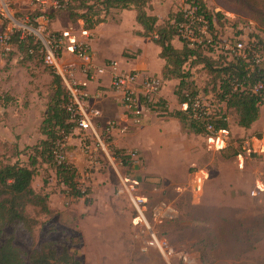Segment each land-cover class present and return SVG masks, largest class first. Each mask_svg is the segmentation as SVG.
Segmentation results:
<instances>
[{"label":"rangeland","instance_id":"obj_1","mask_svg":"<svg viewBox=\"0 0 264 264\" xmlns=\"http://www.w3.org/2000/svg\"><path fill=\"white\" fill-rule=\"evenodd\" d=\"M15 1L23 13H28L32 6L31 0ZM63 1L67 4L51 23V30L71 29L81 38V25L73 23L66 11L69 5L75 7L80 1ZM84 1L93 3V0ZM187 1L156 0L157 10L154 9V13L162 17L169 12L183 11ZM204 1L217 21V27L213 34L211 32L213 44L210 45L202 36V43L192 46L200 45L204 53L216 61L215 65L221 66L234 58L239 59L235 47L236 42L241 40L247 55L245 62L252 67L258 66L264 72V45L257 39V36L264 39L262 4H250L245 0ZM99 8L100 13L91 15L93 20H122L118 22L121 29L112 24L108 26L117 31L111 33V54L118 55L113 60H119L120 66H127L123 60L135 58L141 53V48L148 59L153 60L156 51L161 59V47L151 38L146 37L138 42L132 36L136 27L140 26L136 21L135 9L123 13L117 11L116 15L112 13L107 19L105 10ZM78 11H83V8ZM227 11L232 15H224ZM182 42L185 40L179 37L173 41L176 47H182ZM190 65L189 61L185 66L193 73L192 79L200 89V101L210 113L217 115L225 112L228 116L231 146L225 151H211L206 145V135L189 131L172 117V111L182 108L174 94L179 81L172 79L170 83L163 82L168 87L169 100L151 105L137 124L130 121L132 115L124 119L127 113L122 110L119 121L125 125V132L117 131L109 139L104 138L105 148L110 153L114 151V140L118 138L128 145L127 151H136L134 166L118 165L117 159L108 157L90 131L78 129L83 134L79 137L83 138L81 149L86 160L80 170L77 168L78 178L82 191L90 189L85 196L91 200L89 204L85 202V197L76 199L67 196V188L58 184L54 170L47 164L39 166L33 186L38 191L55 193L51 197L52 210L39 215L40 224L32 235L21 229L14 231L17 244L30 252L36 245L50 240L56 243L58 250L64 246L77 250L82 264H100L104 262V255L110 253L107 248L104 249L107 253H103L97 241V237L104 234L115 240V246H125L120 256L113 258L109 254L106 260L110 264H143L152 258L151 255L160 258L162 264H264V193L252 195L257 181L264 183V155L251 154L243 168L239 167L235 156V151L241 150L246 137L264 133V108L260 113V122L256 121L248 129L240 127L235 111L228 109L226 103L219 101L215 95V88L220 85L219 79L214 82L203 64ZM53 75L54 72L41 57L30 58L20 52L17 45L9 51L0 47V161L15 162L18 158L20 162H27V148L42 137L39 126L52 96ZM259 93L264 94V91ZM93 105L101 111L98 105ZM20 150L24 152L16 154ZM198 169L208 171L199 198L194 197L191 190ZM124 175L134 176L140 181V190L148 196L151 209L160 205H164V209H174L173 219L167 220L161 227L174 251L168 259L158 250L146 248L147 234L132 224L131 202L126 195L119 194L121 176ZM178 186L186 190L179 193L176 190ZM211 200L224 205L223 210L210 217L202 212L205 217L191 224L190 217L194 210L199 211V205ZM28 211L32 215L37 213L33 207H29ZM88 217L98 218L96 221L101 223L100 226ZM6 231L11 233L13 230L8 227ZM128 249L133 251L130 258L126 253Z\"/></svg>","mask_w":264,"mask_h":264},{"label":"trees","instance_id":"obj_2","mask_svg":"<svg viewBox=\"0 0 264 264\" xmlns=\"http://www.w3.org/2000/svg\"><path fill=\"white\" fill-rule=\"evenodd\" d=\"M79 1V5L75 7L69 5L66 9L67 16L73 23L83 21V26L90 30L105 21L102 18L93 20L91 17L93 14L100 13L99 7L105 10V15H108L113 8L136 10V21L143 28L142 31H136V34L151 38L161 47L160 57L165 60L162 76L164 79H177L179 82L174 93L178 102L181 104L188 102L186 111L180 108L170 113L181 122L184 128L195 134L206 135L209 124H212L215 129L230 127L225 112H219L217 115L211 113L195 116L197 112L206 110V107L202 110L195 108L194 103L198 100L200 89L192 79L193 73L185 66L189 61L191 67L203 64L214 82L219 79L220 85L215 88V95L219 101L226 103L228 109L235 111L240 127L248 129L259 119L261 110L264 108V94L255 93L253 86L259 81H264V72L259 70L258 66L252 67L243 58H234L226 65L216 66V61L205 54L200 45L191 46L187 41L182 42V47H176L173 41L175 37L181 38L177 23L183 19L182 11L170 12L167 17L160 20L152 12L151 0H93L92 4L84 0ZM195 1L209 20L213 34L212 12L208 10L204 0ZM244 2L261 3L264 7V0H245ZM62 3L64 6L67 4L63 0ZM62 8L49 13L51 23L60 15L59 11ZM79 8H83V11H78ZM257 37L259 43L264 45V39ZM208 43L213 44V42ZM15 45L20 52L27 54L30 58L43 57V52L40 51V40L35 37L30 35L22 37L19 31H14L12 47ZM52 84V96L39 126L42 137L37 143L27 148L29 150L27 162H20L18 158L15 162L0 161V264H82L77 250L68 246L58 250L54 241H43L33 247L30 252L15 242L14 231L21 229L32 235L40 224L39 215L51 212L50 191H38L33 186L39 166L47 164L54 170L58 184L67 188L65 189L67 196L80 199L90 192L88 188L82 191L78 169L66 153L68 138L78 127L77 119L69 110L68 90L62 78L55 73ZM61 145L64 146L61 147ZM113 150L117 156L122 157L126 166H131V157L126 154V149L114 147ZM241 150L237 149L235 156ZM23 152L20 150L16 154ZM58 154H62L64 159L59 161ZM85 202L89 204L91 200L85 197ZM29 207L35 208L37 213L32 215L28 211ZM8 227L12 228L11 233L6 231Z\"/></svg>","mask_w":264,"mask_h":264},{"label":"built area","instance_id":"obj_3","mask_svg":"<svg viewBox=\"0 0 264 264\" xmlns=\"http://www.w3.org/2000/svg\"><path fill=\"white\" fill-rule=\"evenodd\" d=\"M32 6L28 13H23L17 6L15 0H0V47L9 51L12 48V33L19 31L21 36L30 35L40 40V51L43 52L44 64L56 75H59L69 94V110L77 119L78 127L81 131H90L98 142L103 146L108 157L117 159L118 165H125L122 157L117 156L115 151L110 153L106 150L104 142L109 139L111 132H125L126 127L119 118L110 119L104 125L98 123L101 111L91 103L90 85L99 83L109 67L113 68L111 87L117 93L120 102L124 107V119L132 115L131 122L137 124L141 120V115L149 110L151 105H158L161 102L160 93L163 87V80L156 75L144 73L141 70L116 71L117 62L110 60L99 65L94 60V53L91 40L94 38L92 30L81 27V38L71 29L51 30V20L49 13L64 6L62 0H31ZM183 12V19L177 23L180 37L191 46L201 44L200 37L204 36L207 42H212L210 22L206 18L204 11H201L195 0H191L186 5ZM223 12V11H222ZM23 14V15H22ZM224 15L231 16V12H224ZM83 22V21H82ZM214 28L217 21L213 19ZM235 50L239 58L246 59L244 42L237 41ZM264 89V81L255 84L253 91L259 93ZM195 108L201 110L205 107L198 100L194 103ZM188 102L182 103L183 110L188 109ZM211 114L207 108L195 116ZM227 119V118H226ZM206 145L211 151H224L232 144L230 128L215 129L212 124L207 126ZM64 145H61L63 147ZM131 157V166H134L136 151H126ZM251 154L264 155V133L261 136L251 135L243 140L242 150L236 155L240 168L244 167L245 160ZM58 159H64L62 154H58ZM126 166V165H125ZM129 166V167H131ZM208 178V171L198 169L194 174L192 184V194L199 198L203 191V185ZM140 181L131 175L121 176L119 194L126 195L131 202L132 224L140 228L148 236L146 248L158 250L166 259L173 254V247L168 238L162 233L161 227L167 220L174 217V209L160 205L150 208L149 198L140 190ZM179 193H183L186 188L176 187ZM264 193V183L257 181L252 190L253 196ZM184 259V258H183ZM184 263V260H183Z\"/></svg>","mask_w":264,"mask_h":264},{"label":"crops","instance_id":"obj_4","mask_svg":"<svg viewBox=\"0 0 264 264\" xmlns=\"http://www.w3.org/2000/svg\"><path fill=\"white\" fill-rule=\"evenodd\" d=\"M160 1H164V0H160ZM155 2H156V0H151V3L153 5V11H152L153 13H154V9L157 10V5L155 4ZM132 9L133 8H130V9L113 8L109 12L107 19L109 18L110 15H112V13H114V15H116L117 11L123 13V12L132 11ZM154 14H156V13H154ZM168 15L166 14L162 17H159L158 15L157 16L159 17L160 20H162L165 17H167ZM119 21H122V20L114 21L112 19H108V20L101 22L98 25H96L95 28L92 30V32L94 33V39H93V43H92L94 60L99 65H102V64L118 57L117 54L116 55L111 54V47L113 45V38L111 37V33L115 32L116 30H113L112 27H108V26L110 24L118 26ZM76 25H81V27H82L83 22L79 21ZM81 27H80V30H81ZM118 28L121 29L119 26H118ZM142 30H143V28L141 25L139 27H136V31H142ZM136 31H134V34L132 36H134L138 40V42H140V41H142V39L146 38V37H143V36L136 34ZM155 54H156V56L153 58V60H150L144 55V50L141 48V53L139 55H137L135 58L123 60L125 62V64H127V66H120L119 60H116L118 62L116 71H130V70L137 69V70H141L144 73H147L150 75L159 76L162 78L163 82L170 83L172 79H164L162 76V71H163V68L165 66V60L163 58H161V59L158 58V52L157 51ZM114 72H115V70L113 68L109 67L107 69V72L104 75H102V78L99 81V83H93L89 87L90 92H91L92 97H93V99H91V103L98 105L102 111L101 117H99V119H98V123L100 122V125L101 124L104 125L110 119H114L117 117L120 118L119 115L121 114L122 110H124V107H123L122 103L120 102L117 93L111 87V79H112ZM100 88H101V90H100ZM169 94L170 93H169L167 85L163 84V87H162V90L160 93V99L161 100H164V99L169 100V96H168ZM96 97L98 99L94 100V98H96ZM108 115H112L113 117H107ZM257 122H260V119L257 120ZM263 122H264V117H263L262 123ZM254 123H256V121ZM79 131L80 130L76 129L68 138V153H67L69 158L71 159V161L75 164V166L78 169L83 167L85 165V161H86L84 153L82 152V149H81L83 138L79 137V135L82 136L83 134L80 133ZM114 133H117V131L114 130L111 132L112 135ZM114 143H115L116 148H120V149L128 148V145H126L124 143L123 139H120V138L115 139ZM155 174H158V173L156 172ZM53 194H55V193H50V208H51V210H52L51 197ZM214 198H215V196L213 197V199ZM212 201L213 200L208 201V202H212ZM208 202H206V203H208ZM206 203H202L201 205H199L200 206L199 211L194 210V213L190 217L191 224H194V223H192V222H194V220H200L205 216L210 217V216H212L213 213H217L219 210H223L224 205H222L220 202H212L210 204H206ZM202 212L205 213V216H204V214H202ZM88 218L93 220L97 226H100L101 223L96 221L98 218L97 219H95L94 217H88ZM82 241H83V239H82ZM97 241L100 242L99 246H102L103 253H107L104 249L107 248L109 250L110 257L116 258L124 252L122 248L125 246H121V247L115 246L113 244V242L115 240L112 239L110 236H106L104 234H101L99 237H97ZM151 252H154V251H151ZM126 253L128 254V256L130 258L133 254V251L131 249H128L126 251ZM109 254L104 255L105 256L104 262H101L100 264H110V262L108 260H106V258L109 256ZM151 256H152V258L150 260H146L143 264H162L161 261L159 260L160 258H154L153 255H151ZM81 262H82V260H81Z\"/></svg>","mask_w":264,"mask_h":264}]
</instances>
